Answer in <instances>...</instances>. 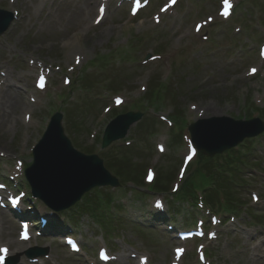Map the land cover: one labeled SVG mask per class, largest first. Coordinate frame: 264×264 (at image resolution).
<instances>
[{
    "label": "rangeland",
    "instance_id": "obj_1",
    "mask_svg": "<svg viewBox=\"0 0 264 264\" xmlns=\"http://www.w3.org/2000/svg\"><path fill=\"white\" fill-rule=\"evenodd\" d=\"M126 1L112 0L101 22L97 13L84 7V3L96 5L99 0H0L1 9L17 16L10 31L0 38V71L14 76L12 85L21 87L24 102H37L34 108L28 103L31 107L27 112L33 113L17 125L20 111L8 119V128V120L0 123V183L7 181L4 175L9 174L3 172L4 166L14 169L15 159L23 160V156L24 163L32 162L33 147L50 117L59 112L65 115V133L74 148L99 155L115 177L120 174L118 168L133 171L124 180L143 175L144 183L159 174L162 178L178 177L187 172V177L192 176L203 188L201 195L206 200L209 197L212 206L216 204L215 213L222 214L228 206L238 211L220 216L222 223H213L201 238L196 237L199 241L182 245L173 242L170 233L147 228L151 221L148 223L146 217L151 213L140 206L150 204L152 210L156 197L144 202L132 193L131 184L124 190L107 188L105 192L113 195L115 204L103 206L110 209L109 216L102 219L103 227L94 215L83 211L84 207L77 213L76 223L71 217L66 221L76 225L73 227L84 237L86 248L96 250L103 239L112 253L147 256L150 264L175 262L174 250L184 255L180 264H264V135L247 140L244 153H233L239 165H234L230 155L222 158L223 166L233 164L237 172L234 177H220L226 185L217 188L225 190V197L215 192L207 174L196 170L188 132L181 130L186 123L214 117L213 109L221 113L219 117L249 120L252 115L264 122V60L260 53L264 0H180L168 13L160 9L169 0H150L138 13ZM230 3L235 4V12L226 21L223 9ZM73 14L76 19L66 27ZM29 62L53 69L43 73L39 66L33 73L30 65L26 67ZM18 75L25 76L28 84L16 79ZM152 95L159 99H152ZM127 111L144 116L118 143L120 148L102 151L106 126ZM187 163L192 165L185 172L182 167ZM18 182L23 183V178ZM12 189L16 190L14 185ZM121 202L125 205L119 211L116 206ZM180 206L179 223L182 213L187 218L190 211L186 210H191L182 202ZM64 214L63 218H69V213ZM37 215L48 217L49 212L42 210ZM52 216V221L59 222ZM18 234V225L0 211V247L15 243L11 252L19 249L12 257L16 264H32L24 255L31 247L49 250L48 259L37 264L93 262L86 256H73L54 238L21 243Z\"/></svg>",
    "mask_w": 264,
    "mask_h": 264
},
{
    "label": "water",
    "instance_id": "obj_2",
    "mask_svg": "<svg viewBox=\"0 0 264 264\" xmlns=\"http://www.w3.org/2000/svg\"><path fill=\"white\" fill-rule=\"evenodd\" d=\"M11 20V14L0 11V35L7 30ZM141 118V114L129 113L111 122L103 137V148L125 138ZM61 122L62 116L57 114L34 151L33 165L26 171L33 195L56 211L72 208L95 188L119 185L103 160L81 154L72 147ZM190 132L196 148L213 158L237 147L246 138L259 136L264 132V124L260 120L211 118L192 125Z\"/></svg>",
    "mask_w": 264,
    "mask_h": 264
},
{
    "label": "bare ground",
    "instance_id": "obj_3",
    "mask_svg": "<svg viewBox=\"0 0 264 264\" xmlns=\"http://www.w3.org/2000/svg\"><path fill=\"white\" fill-rule=\"evenodd\" d=\"M84 7L87 8L90 12L94 11V13H96L97 9L100 8L102 6L101 3H97L95 5V3L92 2H88V3H84ZM108 6V3L106 4V7ZM87 11V10H85ZM76 14H73V16L68 19V24L66 27L70 26L74 20L76 19ZM105 17V16H104ZM72 56L76 59L77 58V54H74V52L72 53ZM32 68L33 71H37V67L34 66H30ZM45 71V69H44ZM5 72V74H10L11 73L9 71H3ZM14 77V76H13ZM13 79V78H12ZM16 79L20 80V76H18V78L16 77ZM7 83L2 84L1 86L3 87L0 90V123H4V121H7L8 119H12V117H14L16 115V113L18 111H20L21 116L19 115V117L16 119V125L21 122V120L23 119L24 115L27 113V111L30 108V105H28V103L24 102V99L22 96V94L19 91H16L15 89H13V87H11V85L9 84V80L7 79ZM35 107V102L33 103V108ZM30 114H32L33 112H28ZM213 115L214 116H219L221 115V113H217L215 112V109H213ZM13 121V120H12ZM10 120L7 121L6 123V128H8V125L10 124ZM252 238V237H250ZM249 239V237H248ZM15 243H11L8 244V250H12L11 246H14ZM19 252V249L17 250V252H13L10 256H8V258H11L13 256H15L17 253Z\"/></svg>",
    "mask_w": 264,
    "mask_h": 264
},
{
    "label": "trees",
    "instance_id": "obj_4",
    "mask_svg": "<svg viewBox=\"0 0 264 264\" xmlns=\"http://www.w3.org/2000/svg\"><path fill=\"white\" fill-rule=\"evenodd\" d=\"M151 97H152V99H159L158 96L152 95ZM234 158H236V157H234ZM216 161H218V160H214V161L209 160L204 154H201L200 155V159H199V161L197 163V166H196L197 167L196 170L204 172L205 174L208 175L209 178H212L213 181H217L218 183H220V185H226L224 183V181H222V179H220V177H222V174L220 172L224 173L225 172V167H223V164H219V162L216 163ZM237 162H238V165H239L240 164V160L237 159ZM227 167H228V165H227ZM228 169H229L228 171L233 173L234 175L237 174V172H234L235 169H233V166H232V168L229 167ZM118 171L120 173L119 175H121L122 177H129L133 173V171H131V170L127 169V168H118ZM229 172H227V173H229ZM231 173H229V174H231ZM192 179L193 178H190L189 182H187V186L186 187H188L189 190H191L190 185H191ZM226 180H229V179L226 178ZM164 185H165V182H164L163 178H161L160 180H158L156 188L157 189H161V188H163ZM226 192H227V190H226ZM229 193H230V191H229ZM103 202L104 203H108V204L110 203V201H108V199H105L103 201V200H101L98 197H97V199H95V197H90L89 196V198H88V200L86 202V206L89 208V210H90L91 207H93V210H95V211H101V210L105 211L106 208L103 207V206H105V204H103ZM104 216H106V215H104ZM104 216H102V217H104Z\"/></svg>",
    "mask_w": 264,
    "mask_h": 264
},
{
    "label": "snow or ice",
    "instance_id": "obj_5",
    "mask_svg": "<svg viewBox=\"0 0 264 264\" xmlns=\"http://www.w3.org/2000/svg\"><path fill=\"white\" fill-rule=\"evenodd\" d=\"M173 2H175V0H173ZM225 3H227V0H225ZM101 12H103V9H101ZM225 15H227V13H225Z\"/></svg>",
    "mask_w": 264,
    "mask_h": 264
}]
</instances>
